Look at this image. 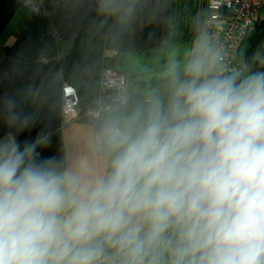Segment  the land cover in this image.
Returning <instances> with one entry per match:
<instances>
[{"label":"clouds","instance_id":"1","mask_svg":"<svg viewBox=\"0 0 264 264\" xmlns=\"http://www.w3.org/2000/svg\"><path fill=\"white\" fill-rule=\"evenodd\" d=\"M79 7L124 31L148 0ZM0 104V264H264V70L226 68L206 33L154 87L97 96L57 154Z\"/></svg>","mask_w":264,"mask_h":264},{"label":"crops","instance_id":"2","mask_svg":"<svg viewBox=\"0 0 264 264\" xmlns=\"http://www.w3.org/2000/svg\"><path fill=\"white\" fill-rule=\"evenodd\" d=\"M200 3L148 0L146 10L124 31L114 28L111 20L101 26L103 18L94 14L84 22L73 50L71 37L64 35L60 43L44 37L46 18L31 0H0V97L15 96L24 114L37 116L18 138L33 140L42 130L49 132L52 143L42 155L58 153L62 137L71 135L83 121L62 119L65 81L78 89L82 107H89L100 95L104 69L126 73L128 87H154L170 57L182 59L196 36L208 35L204 26L196 29ZM253 56L264 64V28ZM15 131L5 126L0 104V136Z\"/></svg>","mask_w":264,"mask_h":264},{"label":"built area","instance_id":"3","mask_svg":"<svg viewBox=\"0 0 264 264\" xmlns=\"http://www.w3.org/2000/svg\"><path fill=\"white\" fill-rule=\"evenodd\" d=\"M73 0H31L45 16V38L62 42L64 34L51 18L52 10ZM258 22H264V0H201L196 29L204 26L208 35L222 49L225 67L244 73L248 64L241 56V48ZM128 75L112 69H104L100 77L99 93L127 88ZM62 119L64 122L82 121L89 107L81 106V96L71 82L62 86Z\"/></svg>","mask_w":264,"mask_h":264},{"label":"water","instance_id":"4","mask_svg":"<svg viewBox=\"0 0 264 264\" xmlns=\"http://www.w3.org/2000/svg\"><path fill=\"white\" fill-rule=\"evenodd\" d=\"M82 0H73L69 3L55 7L51 18L57 23L65 36L75 38L86 20L91 18L80 7Z\"/></svg>","mask_w":264,"mask_h":264},{"label":"trees","instance_id":"5","mask_svg":"<svg viewBox=\"0 0 264 264\" xmlns=\"http://www.w3.org/2000/svg\"><path fill=\"white\" fill-rule=\"evenodd\" d=\"M263 28H264V22L256 23L251 34L245 40L241 48V56H243L244 59L246 60L248 64V69L250 72L264 70V64L258 62L256 59H254V56H253L255 45L258 39L260 38ZM78 40H79V35L73 38V50L75 49V46L77 45Z\"/></svg>","mask_w":264,"mask_h":264},{"label":"rangeland","instance_id":"6","mask_svg":"<svg viewBox=\"0 0 264 264\" xmlns=\"http://www.w3.org/2000/svg\"><path fill=\"white\" fill-rule=\"evenodd\" d=\"M204 33V32H203Z\"/></svg>","mask_w":264,"mask_h":264}]
</instances>
